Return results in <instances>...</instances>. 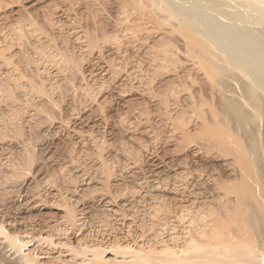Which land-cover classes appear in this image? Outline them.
<instances>
[{
    "label": "rangeland",
    "instance_id": "374dc122",
    "mask_svg": "<svg viewBox=\"0 0 264 264\" xmlns=\"http://www.w3.org/2000/svg\"><path fill=\"white\" fill-rule=\"evenodd\" d=\"M129 2L0 0V264H264L230 189L240 164L197 128L217 94L186 38Z\"/></svg>",
    "mask_w": 264,
    "mask_h": 264
},
{
    "label": "bare ground",
    "instance_id": "6f19581e",
    "mask_svg": "<svg viewBox=\"0 0 264 264\" xmlns=\"http://www.w3.org/2000/svg\"><path fill=\"white\" fill-rule=\"evenodd\" d=\"M125 1V0H124ZM133 1V0H132ZM141 2L153 19L150 24L160 25L161 30L177 32L185 37L191 56L197 58L199 67L209 79L211 90L218 96L219 104L213 112L211 122L197 128L205 134L219 138L224 151L236 156L240 164L239 182L231 185L238 202L237 214L243 223L245 232L261 239L264 227V0H136ZM131 2V0H130ZM129 2V3H130ZM137 2V3H138ZM128 4V3H127ZM136 4V3H135ZM94 5V4H93ZM137 5V4H136ZM135 5V7H136ZM85 6V5H84ZM128 6V5H125ZM93 8V7H92ZM99 8V7H98ZM122 8V7H121ZM139 8V7H138ZM129 9V8H128ZM127 9V10H128ZM126 10V12H127ZM132 10V9H130ZM129 10V11H130ZM96 12V11H95ZM99 12V11H98ZM125 12V13H126ZM138 12V11H136ZM122 13V12H121ZM134 13V12H133ZM132 14V13H131ZM137 14V13H136ZM140 14V13H139ZM91 15V14H90ZM98 15V14H97ZM119 15V14H118ZM124 16V15H123ZM122 16V18H124ZM139 15H136V17ZM75 17V16H74ZM95 17V15H93ZM130 17V16H129ZM128 17V18H129ZM134 17V16H133ZM146 17V16H145ZM92 18V17H91ZM121 18V17H118ZM117 18V19H118ZM126 18V17H125ZM127 18V20H129ZM141 18V17H140ZM94 19V18H93ZM96 19V18H95ZM135 19V18H134ZM137 19V18H136ZM142 19V18H141ZM49 20V19H48ZM105 20V19H104ZM119 20V19H118ZM122 20V19H121ZM120 20V22H121ZM124 20V19H123ZM122 20V22H124ZM132 20V19H130ZM139 20V18H138ZM131 21V23H136ZM140 21V20H139ZM137 21V22H139ZM151 21V20H150ZM77 22V21H76ZM100 22V21H99ZM129 22V21H125ZM47 24V23H46ZM95 24V23H94ZM137 24V23H136ZM148 24V22H147ZM55 25V24H54ZM119 25V24H118ZM116 24V26L118 27ZM49 26V25H47ZM88 26V25H87ZM91 26V25H90ZM95 26V25H94ZM114 26V25H113ZM120 26V25H119ZM142 26V25H141ZM35 27V26H34ZM112 27V26H111ZM115 27V26H114ZM146 27V26H145ZM144 27V28H145ZM151 27V25H150ZM149 27V28H150ZM36 28V27H35ZM47 28V27H46ZM125 28V27H124ZM121 27V30L123 29ZM140 27H138L139 29ZM148 28V27H147ZM147 28H145L147 30ZM57 29V28H56ZM119 29V28H118ZM127 27L125 28V30ZM129 29V27H128ZM125 31L124 33L126 34ZM137 29V28H136ZM142 30V28H140ZM139 29V30H140ZM154 28L151 27L149 31ZM157 29V27L155 28ZM154 29V30H155ZM45 30V29H44ZM78 30V29H77ZM105 30V29H104ZM113 31V29H111ZM115 29V33H116ZM120 30V29H119ZM120 30V31H121ZM135 30V29H134ZM131 28L129 29L130 32ZM138 32L136 33H139ZM160 30V29H157ZM156 30V31H157ZM101 31V30H100ZM143 31H145L143 29ZM28 32V31H27ZM47 32V31H46ZM92 32V31H91ZM102 32V31H101ZM123 32V31H122ZM121 32V33H122ZM23 33V32H22ZM49 33V32H48ZM111 33V32H110ZM113 33V34H115ZM156 33V32H155ZM169 33V32H168ZM15 34V33H14ZM36 34V33H35ZM93 34V33H92ZM102 34V33H101ZM120 33H117L118 36ZM159 34V33H158ZM156 34L157 36H159ZM165 34V33H164ZM170 34V33H169ZM95 35V34H94ZM93 35V36H94ZM108 35V34H107ZM106 35V36H107ZM121 35V34H120ZM119 35V36H120ZM127 35V34H126ZM140 35V33H139ZM153 35V34H152ZM155 35V34H154ZM30 36V35H29ZM96 36V35H95ZM103 36V34H102ZM121 36H125L123 33ZM168 36V35H166ZM17 37V36H16ZM41 37V36H40ZM100 37V35H99ZM110 37V36H108ZM113 37V36H112ZM152 37V36H151ZM150 37V38H151ZM156 37V36H155ZM165 36L163 35V38ZM171 37V35H170ZM174 37V36H173ZM94 38V37H93ZM92 38V39H93ZM114 38V37H113ZM113 38H110L112 40ZM140 38V37H137ZM149 38V37H148ZM150 38L148 40H150ZM157 38V37H156ZM156 38H153L156 40ZM161 41V36L159 37ZM178 38V37H177ZM22 39V38H21ZM82 39V38H81ZM96 39V38H95ZM109 39V38H108ZM120 39V38H119ZM126 39V38H125ZM168 39V38H166ZM170 39V38H169ZM173 39V38H172ZM175 39V38H174ZM180 40V38H178ZM100 40V39H99ZM166 41L165 39H163ZM109 41V40H108ZM114 41V40H112ZM137 41V40H136ZM135 41V42H136ZM159 42V39L157 40ZM168 41V40H167ZM40 42V41H39ZM45 42V41H44ZM120 42V41H119ZM144 42V41H143ZM151 42V41H150ZM154 42V40H153ZM172 42V41H171ZM169 42V43H171ZM174 42V41H173ZM172 42V44H173ZM21 43V42H20ZM130 43V42H129ZM148 43V42H147ZM166 42H163V44ZM168 43V42H167ZM183 43V42H182ZM50 44V43H49ZM64 44V43H63ZM115 44V43H114ZM156 44H158L156 42ZM160 44V42H159ZM162 44V43H161ZM177 44V43H175ZM19 45V44H18ZM109 45V44H108ZM118 45V44H117ZM116 45V46H117ZM152 45V43H151ZM178 45V44H177ZM150 46V45H149ZM159 46V45H158ZM161 46V45H160ZM62 47V46H61ZM29 48V47H28ZM45 48V47H44ZM149 50L151 47H148ZM121 49V48H120ZM169 49V50H168ZM181 49V48H180ZM186 49V47H185ZM163 50V49H162ZM168 53L171 48H165ZM187 50V49H186ZM64 51V50H63ZM122 51V50H121ZM147 51V50H146ZM153 53V49H151ZM155 51V50H154ZM160 52V49L158 50ZM176 51V50H175ZM188 51V50H187ZM28 52V51H27ZM50 52V51H49ZM67 52V51H66ZM144 52V51H143ZM158 52V53H159ZM174 53V51H172ZM170 51V53H172ZM182 52H185L184 50ZM35 53V52H34ZM122 53V52H121ZM139 53V52H138ZM145 53V52H144ZM173 53L171 55H173ZM189 53V52H186ZM185 53V54H186ZM28 54V53H27ZM157 54V53H156ZM169 54V53H168ZM175 54V53H174ZM177 54V53H176ZM179 54V52H178ZM177 54V56H178ZM190 54V53H189ZM134 55V54H133ZM154 55V54H153ZM164 55V54H162ZM145 56V55H144ZM158 54L156 57L158 58ZM165 56H167L165 54ZM176 56V58H177ZM190 56V55H189ZM155 57V58H156ZM160 57V56H159ZM169 57V56H168ZM168 57H165L167 59ZM180 57V56H179ZM135 58V57H134ZM150 58V57H149ZM154 59V57L152 56ZM156 58V59H157ZM162 58V56H161ZM174 57H172L173 59ZM151 59V58H150ZM175 59V58H174ZM180 59V58H178ZM56 60V58H55ZM64 60V59H63ZM164 60V59H163ZM162 60V61H163ZM168 60V59H167ZM181 60V59H180ZM59 61V60H58ZM62 61V60H61ZM65 61V60H64ZM153 61V60H152ZM160 61V58H159ZM170 61V60H169ZM182 61V60H181ZM186 61V60H185ZM182 61V62H185ZM66 62V61H65ZM140 62V61H139ZM158 62V60H157ZM164 62V61H163ZM166 62V60H165ZM164 62V63H165ZM168 62V61H167ZM171 62V61H170ZM174 64V61H172ZM171 62V63H172ZM63 63V61H62ZM59 62V64H62ZM154 63V62H153ZM156 63V62H155ZM169 63V62H168ZM189 63V60H188ZM191 63V61H190ZM65 64V63H64ZM130 64V63H129ZM139 64V63H138ZM167 64V63H165ZM164 64V65H165ZM185 65V63H183ZM159 65V63H158ZM163 65V64H162ZM162 67H166V66ZM177 65V64H176ZM175 65V66H176ZM187 65V64H186ZM64 66V65H63ZM193 66V65H192ZM191 66V69L193 70ZM46 67V66H45ZM66 67V66H65ZM152 67V65H151ZM156 67V66H155ZM154 67V68H155ZM170 67V66H168ZM172 67V66H171ZM179 67V66H177ZM182 67V66H181ZM185 67V66H183ZM182 67V68H183ZM188 67V66H187ZM194 67V66H193ZM73 68V67H72ZM71 68V70H72ZM121 68V67H120ZM189 68V67H188ZM64 69V68H63ZM69 69V68H67ZM157 67V72L159 70ZM180 69V67H179ZM198 69V68H197ZM74 70V69H73ZM167 70V69H166ZM170 70V69H169ZM168 70V71H169ZM173 70V71H172ZM172 73L175 71L172 69ZM177 70V69H176ZM190 70V69H189ZM188 70V71H189ZM198 73L200 69L196 70ZM67 72V71H66ZM148 72V71H147ZM170 72V71H169ZM190 72V71H189ZM194 72V71H193ZM72 73V72H70ZM141 73V72H140ZM159 73V72H158ZM171 73V72H170ZM179 73V72H178ZM181 73V72H180ZM156 74V73H154ZM176 77H177V73ZM185 74V72H184ZM204 74V73H203ZM202 74V75H203ZM142 75V74H141ZM148 75V74H147ZM153 75V74H150ZM159 75V74H158ZM164 76V74L161 73ZM196 78L200 75L196 73ZM137 76V75H136ZM184 76V75H183ZM188 76V75H187ZM20 77V76H19ZM154 77V76H153ZM169 77V76H168ZM174 78V81L176 80ZM182 78V76H180ZM186 77V76H185ZM191 79L193 76H191ZM143 78V77H142ZM189 78V77H188ZM187 78V80H188ZM203 78V77H202ZM199 77V79H202ZM141 79V78H139ZM179 79V78H178ZM183 79V78H182ZM181 79V80H182ZM195 79V78H193ZM204 79V78H203ZM202 79V81H203ZM170 81V78L167 79ZM173 80V79H172ZM186 80V79H185ZM168 81V82H169ZM180 81V80H177ZM176 81V82H177ZM134 82V81H133ZM164 82L170 85L175 82ZM199 82V81H198ZM206 80H204V83ZM139 83V82H138ZM137 83V84H138ZM146 83V82H145ZM163 83V82H162ZM192 83V82H191ZM149 84V83H148ZM179 84V83H178ZM182 84V83H180ZM200 84V82H199ZM208 84V82H207ZM8 85V84H7ZM144 85V84H143ZM180 86V85H179ZM147 87V86H146ZM151 87V86H150ZM165 87V85H164ZM168 90V86H166ZM175 87V86H174ZM204 87V86H203ZM202 87V88H203ZM208 87V86H207ZM86 88V87H85ZM93 88V87H92ZM162 88V87H161ZM171 88V87H170ZM179 88V87H178ZM182 88V86H181ZM206 87H204L205 89ZM49 89V88H48ZM157 89V88H156ZM163 89V88H162ZM164 89V91L166 90ZM172 89V88H171ZM198 89V88H197ZM203 89V90H204ZM207 89V88H206ZM11 90V89H10ZM161 90V89H160ZM166 90V91H167ZM176 90H178L176 88ZM210 90V89H209ZM208 90V93L210 92ZM71 91V90H70ZM170 91V89H169ZM197 91V90H195ZM199 91V89H198ZM202 91V90H201ZM3 92V91H2ZM31 92V91H30ZM51 92V91H50ZM171 92V91H170ZM174 91H172L173 94ZM177 92V91H176ZM182 92V91H180ZM178 92V93H180ZM206 92V91H205ZM161 93V92H160ZM168 93L167 92H164ZM194 93V91H193ZM197 93V92H196ZM204 93V92H203ZM212 93V92H211ZM89 94V93H88ZM171 94V95H172ZM177 94V93H176ZM199 94V95H198ZM198 97L202 93H198ZM210 94V93H209ZM213 94V93H212ZM196 95V97H197ZM206 95V94H205ZM76 96V95H75ZM166 96V94H165ZM173 96V95H172ZM178 96V95H177ZM184 96V95H183ZM186 96V95H185ZM188 96V95H187ZM204 96V95H203ZM209 96V95H207ZM214 96V94H213ZM196 98L199 99V98ZM206 97V96H204ZM203 97V98H204ZM176 98V97H175ZM211 98V96H210ZM171 99V98H170ZM187 98H185L186 100ZM207 99V98H205ZM172 100V99H171ZM174 100V99H173ZM172 100V101H173ZM210 100V99H208ZM184 101V99H183ZM182 101V102H183ZM199 101V100H197ZM204 101V100H203ZM42 102V101H41ZM181 102V104H182ZM185 102V101H184ZM201 102V101H200ZM199 102V103H200ZM207 102V101H206ZM211 102V100H210ZM172 103V102H171ZM170 103V104H171ZM187 102H185L186 105ZM203 103V102H201ZM204 104V103H203ZM211 104V103H210ZM215 104V103H214ZM215 104V105H216ZM184 105V103H183ZM190 105V104H188ZM192 105V104H191ZM203 108V105L200 104ZM197 104V106L200 107ZM178 105L176 104V107ZM212 106V104H211ZM184 107V106H183ZM192 107V106H190ZM198 107V108H199ZM172 108H175L172 105ZM178 108V107H177ZM181 108V106H180ZM180 108H178L180 110ZM194 108V107H192ZM201 108V107H200ZM205 108V107H204ZM203 108V109H204ZM214 108V109H215ZM202 109V110H203ZM206 109V108H205ZM173 110V109H170ZM176 110V109H175ZM209 111V110H207ZM179 112V111H178ZM170 113V112H169ZM173 112H171L172 114ZM175 113V112H174ZM177 113V112H176ZM180 113V112H179ZM184 114V112H181ZM191 113V112H187ZM197 114V113H196ZM206 114V113H205ZM209 113L207 112L206 115ZM181 115V114H179ZM186 115V112L185 114ZM183 117L185 118V116ZM211 116V115H210ZM176 117L179 118V116ZM182 117V115H181ZM190 117V116H189ZM188 117V118H189ZM197 117V116H196ZM174 118V117H173ZM187 120V116L185 118ZM191 119V118H190ZM179 120V119H176ZM184 120V119H183ZM184 120V121H186ZM196 120V119H195ZM181 121V120H179ZM193 122L191 120H188ZM199 122V121H198ZM197 122V123H198ZM159 123V122H158ZM162 123V122H161ZM181 124L182 121H181ZM189 124V122H188ZM187 124V126H188ZM193 124V123H192ZM190 123V125H192ZM199 124V123H198ZM201 124V123H200ZM199 124V126H200ZM170 125V124H169ZM197 125V124H196ZM202 125V124H201ZM194 126V125H193ZM190 126V127H193ZM189 127V128H190ZM194 128V127H193ZM187 129V128H186ZM196 129V128H195ZM199 129V130H200ZM193 130V129H192ZM157 131V129H156ZM175 131V130H174ZM194 131V130H193ZM192 131V132H193ZM159 132V131H158ZM162 133V132H161ZM166 133V132H165ZM169 133V132H168ZM180 135V134H178ZM177 135V136H178ZM196 137V136H195ZM204 137V136H203ZM200 137V138H203ZM181 138V137H180ZM193 138V137H191ZM209 138V137H208ZM207 138V139H208ZM212 138V137H210ZM209 138V139H210ZM214 138V137H213ZM212 138V139H213ZM175 139V137H174ZM179 139V138H178ZM184 139V138H182ZM196 139V138H195ZM199 139V138H197ZM196 139V140H197ZM216 138L213 140L215 141ZM170 140V139H169ZM177 140V138H176ZM211 140V139H210ZM212 140V141H213ZM198 141V140H197ZM196 141V142H197ZM200 141H203L202 139ZM199 141V142H200ZM208 141V140H207ZM211 141V143H212ZM193 142L194 139H193ZM175 143V142H174ZM203 143V142H200ZM210 143V142H209ZM219 143V142H217ZM190 144V143H189ZM197 144V143H196ZM213 144V143H212ZM216 144V141L214 142ZM220 144V143H219ZM172 145V144H171ZM199 145V143H198ZM204 145V144H203ZM210 145V144H209ZM208 145V146H209ZM221 145V144H220ZM205 146V145H204ZM203 146V147H204ZM213 145L210 147L212 148ZM218 146V145H217ZM174 147V146H173ZM185 147H188L187 145ZM207 147V146H206ZM205 147V148H206ZM181 148V147H179ZM208 148V147H207ZM210 148V149H211ZM175 149V148H173ZM191 149V148H190ZM201 149L202 148L201 146ZM226 149V150H225ZM170 150V149H169ZM205 150V149H204ZM221 150L222 152H224ZM201 151V150H200ZM199 151V152H200ZM175 152V151H174ZM181 152V151H180ZM187 152V151H186ZM198 152V153H199ZM203 152V151H202ZM208 152V151H207ZM212 152V151H211ZM178 153V152H177ZM179 154V153H178ZM184 154V153H183ZM182 154V155H183ZM209 154V153H208ZM194 155V154H193ZM196 155V154H195ZM197 156V155H196ZM201 157V156H200ZM209 157V155H208ZM194 158V157H193ZM213 158V157H212ZM215 158V157H214ZM228 158V157H227ZM223 156V159H226ZM209 159V158H208ZM230 160V157H229ZM206 161V160H205ZM232 161V160H231ZM235 161V160H234ZM203 162V161H202ZM217 162V161H216ZM228 163V161L226 162ZM226 165V164H224ZM229 165V164H228ZM231 165V163H230ZM229 165V166H230ZM234 165V164H233ZM231 165V166H233ZM188 166V165H187ZM230 166V167H231ZM234 167V166H233ZM236 167V165H235ZM234 167V168H235ZM189 168V167H188ZM228 168V167H227ZM238 168V167H236ZM193 169V168H192ZM230 170V168H229ZM234 169H232L233 172ZM207 171V170H206ZM219 171V170H218ZM224 171V170H223ZM236 171V170H235ZM238 171V170H237ZM187 172V171H186ZM181 173V172H180ZM191 173V171H190ZM205 173V172H204ZM188 174V173H187ZM192 174V173H191ZM190 174V175H191ZM202 174V173H200ZM223 174V173H222ZM230 174V173H229ZM235 174V173H234ZM215 175V174H214ZM233 175V174H232ZM231 175V176H232ZM102 176V175H101ZM180 176V175H179ZM201 176V175H199ZM224 176V175H223ZM187 177V176H186ZM220 177V176H219ZM218 177V178H219ZM225 177V176H224ZM228 177V176H226ZM230 177V176H229ZM235 177V175H234ZM180 178V177H179ZM190 178V177H189ZM197 178V177H196ZM231 178V177H230ZM187 179V178H186ZM215 179V178H214ZM217 179V178H216ZM226 179V178H225ZM228 179V178H227ZM233 180V178H231ZM235 180V179H234ZM176 182V181H175ZM233 182V183H234ZM181 183V182H180ZM183 183V182H182ZM214 183V182H212ZM229 184V182H227ZM203 184V183H202ZM232 184V183H231ZM186 185V184H185ZM208 185V184H207ZM214 187V186H213ZM218 190V189H217ZM102 191V190H101ZM121 191V190H120ZM116 193V192H115ZM216 193V192H215ZM214 193V194H215ZM122 195V194H121ZM217 196V195H216ZM219 196V195H218ZM113 198V197H112ZM119 198V197H117ZM219 198V197H218ZM229 199V198H228ZM219 200V199H218ZM236 200H233L236 201ZM236 205V204H235ZM219 208V207H218ZM236 208V207H235ZM163 210V209H162ZM217 210V209H215ZM220 210V209H219ZM223 210V209H222ZM218 212V211H217ZM223 212V211H222ZM235 211H233L234 213ZM209 214V213H208ZM224 214V213H223ZM236 214V212H235ZM208 216V215H206ZM229 216V215H228ZM212 217V216H211ZM231 217V216H230ZM209 218V217H208ZM217 217H215L216 219ZM228 218V217H227ZM232 218V217H231ZM190 219V218H189ZM206 219V218H205ZM214 219V220H215ZM216 221V220H215ZM231 221V220H230ZM233 221V219H232ZM213 222V221H211ZM238 223V222H237ZM200 224V223H199ZM200 227V226H198ZM203 227V226H202ZM206 227V226H205ZM212 227V226H211ZM201 228V227H200ZM217 228V227H215ZM237 228V227H236ZM241 228V227H240ZM205 230V228H204ZM217 230V229H216ZM235 230V228H234ZM242 230V229H241ZM243 231V230H242ZM261 231V232H260ZM264 232V230H263ZM201 233V232H200ZM209 234V233H208ZM235 235V234H234ZM246 235V234H245ZM227 236V235H226ZM183 237V236H182ZM261 237V238H260ZM264 237V236H263ZM235 238V236H234ZM241 238V237H240ZM208 239V238H207ZM252 239V237H251ZM250 239V240H251ZM253 241V240H252ZM262 241V240H261ZM261 241H259L261 243ZM255 243V242H254ZM256 245V243H255ZM261 246V244H260ZM223 248V247H222ZM223 253V252H222ZM117 254V253H116ZM169 257V256H168ZM238 257V256H237ZM165 258V257H164ZM196 258V257H195ZM173 259V258H172ZM202 259V258H201ZM218 259V258H217ZM225 259V258H224ZM236 259V258H235ZM245 259V258H244ZM205 260V259H204ZM240 261V260H239ZM199 262V261H198ZM206 262V261H205ZM208 262V261H207ZM249 262V261H248ZM196 263V262H195ZM211 263V262H210ZM221 264V262H218ZM238 263V262H237ZM260 263V262H258ZM161 264V263H160ZM209 264V262H208ZM245 264V263H244Z\"/></svg>",
    "mask_w": 264,
    "mask_h": 264
}]
</instances>
